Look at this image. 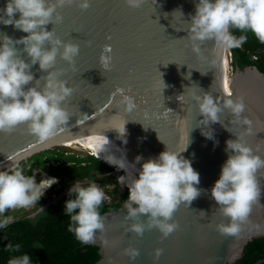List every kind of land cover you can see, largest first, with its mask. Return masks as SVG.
Returning a JSON list of instances; mask_svg holds the SVG:
<instances>
[{"label": "water", "instance_id": "water-1", "mask_svg": "<svg viewBox=\"0 0 264 264\" xmlns=\"http://www.w3.org/2000/svg\"><path fill=\"white\" fill-rule=\"evenodd\" d=\"M81 2L74 0L70 6L58 8L62 22L57 23L54 14L45 28L54 33V39L79 46L73 63L63 61L59 54L48 71H41L37 63L30 69L33 81L25 86V91L31 87L42 91L49 73H57V79L72 89L71 96L60 105L69 119L44 141L31 134L25 124L11 134L0 133V171L73 141L96 151L97 144L87 137L91 134L105 136L146 161L166 150L181 153L199 174L200 183L194 187L202 191L190 205L182 203L174 212L169 223H177L178 229L167 238L156 228H146L142 236H137L129 228L133 223L146 224L148 214H140L137 220L127 219L126 201L118 212L104 216L105 231H97L95 242L89 243L100 248L97 264L237 263L250 242L264 238V175L257 173L260 200L252 205L246 220L239 222L240 231L235 235L217 231V225H227L230 219L220 212L211 189L233 154L226 150L228 140L239 138L264 159V74L248 66L237 68L227 77V47L215 39L195 42L200 51H193L188 37L199 0H144L139 8L129 7L126 0H88L87 10L79 7ZM6 3L0 0V16ZM14 19H19V14ZM26 35L0 22V45L4 36L15 42ZM105 46L111 47L110 54L104 53ZM14 47L19 58L30 63L25 46ZM44 47L50 50L51 45L46 43ZM102 53L111 56L108 69L100 63ZM117 89L133 97V111H126ZM228 93L234 102L243 100L245 110L239 120L223 108ZM205 94H211L221 107L218 122L208 125L201 121L204 117L194 99ZM244 119L250 125L244 124ZM124 124L123 137L119 132ZM140 168L128 170L130 183L138 178ZM67 194L69 191L61 197ZM127 249L138 250L139 255L130 259ZM157 249L161 250L159 258Z\"/></svg>", "mask_w": 264, "mask_h": 264}, {"label": "clouds", "instance_id": "clouds-1", "mask_svg": "<svg viewBox=\"0 0 264 264\" xmlns=\"http://www.w3.org/2000/svg\"><path fill=\"white\" fill-rule=\"evenodd\" d=\"M73 2L74 0H7L0 22L6 26L12 25L28 35L15 42L4 36L3 44L0 45V133L11 134L19 125L25 124L31 134L44 141L58 125L68 121L69 114L60 105L71 96L72 89L57 79V73H49L42 91H38L36 87L25 91V86L34 79L30 72L33 65L38 63L41 71H48L55 65L58 54L68 64H72L74 57L78 55V45L64 44L61 40L54 39L52 31L45 30L52 23L54 14L56 22H62L63 17L57 9L70 6ZM143 3L144 0H126V4L132 8H139ZM89 6L88 0H82L79 4L82 10H87ZM16 14H19V19H14ZM231 27L241 31L249 30L264 43V0H199L195 15L191 17L188 37L193 42V51H200L195 42L208 39H215L229 48L241 47L247 37L232 35L229 31ZM46 43L51 45L50 50L45 49ZM14 44L25 46L24 52L30 57V63L19 58ZM61 47L62 53L59 52ZM111 51L110 46H105L104 53L110 54ZM100 63L108 69L111 56L102 53ZM117 93L122 95L121 103L125 105L126 111L131 112L136 108L133 97L124 95L123 89H117ZM228 97L223 99V108L230 110L239 120L245 110L243 100L241 98L234 102L230 98L231 93H228ZM194 99L204 117L201 120L204 124L218 122L221 107L211 94L195 96ZM243 123L250 125L247 119ZM125 131L124 124L119 135L124 137ZM107 144L109 140L105 136L101 137L96 146L97 158L112 168L116 167L118 171H125L129 163L124 157L108 155L103 158L105 161L101 159L99 154L107 151ZM226 145V150L233 154L222 166L221 175L211 189V196L220 206L222 215L230 219L227 225H217V231L223 235H235L240 231L239 222L246 220L252 205L260 200L261 186L257 173L264 175V159L255 155L239 138L228 140ZM141 159L142 157L137 156L136 163ZM57 182L56 178H48L37 184L35 176H25L18 164L12 169L0 171V215L10 209L28 208L37 204L45 190ZM118 182L125 185V176H120ZM199 183V174L181 153L166 150L158 158L144 162L139 169L138 178L131 184H126L129 196L125 208L127 219L137 220L140 214H148V219L146 224L133 223L129 231L142 236L146 228H156L167 238L179 227L175 222L169 223L174 212L182 203L188 206L201 195L202 190L194 187ZM73 193L76 198L68 200L64 206L65 214L70 215L72 221L68 230L74 232L81 243H94L97 231L104 232L106 229L105 218L98 209L108 197L96 183H90L87 187L72 185L69 195ZM40 211L43 212V209L40 208ZM11 219L8 217L0 222V227H5ZM7 247L11 249L13 246ZM19 247L16 245L15 249L18 250ZM125 252L130 259L139 255L135 249H127ZM155 255L159 258L161 250L157 249ZM30 262V257L23 255L11 259L8 264Z\"/></svg>", "mask_w": 264, "mask_h": 264}, {"label": "trees", "instance_id": "trees-1", "mask_svg": "<svg viewBox=\"0 0 264 264\" xmlns=\"http://www.w3.org/2000/svg\"><path fill=\"white\" fill-rule=\"evenodd\" d=\"M229 31L236 37H247L241 47L229 48L233 72L237 68L255 66L264 74V43L249 30L231 27ZM70 149L57 147L39 153L28 159L26 165L47 171V164H51L48 172L59 180L61 188H70L76 183L87 187L98 175L112 170L109 164L93 155H70L67 151ZM112 179L115 182V178ZM106 193L109 201H104L98 209L102 217L118 212L129 196V191L121 189L117 182L114 183V190L106 189ZM75 198V193L68 195L33 218L28 214L21 215L18 209H10L0 215V222L8 217L14 219L12 223L0 227V264H8L11 259L23 255L30 257V264H97L101 259L100 248L81 243L74 232L68 230L72 221L70 215L65 214L64 206L68 200ZM8 245L13 247L10 249ZM16 245L20 246L18 250ZM261 260H264V238L250 242L242 259L235 264H255Z\"/></svg>", "mask_w": 264, "mask_h": 264}, {"label": "rangeland", "instance_id": "rangeland-1", "mask_svg": "<svg viewBox=\"0 0 264 264\" xmlns=\"http://www.w3.org/2000/svg\"><path fill=\"white\" fill-rule=\"evenodd\" d=\"M227 49L229 51V47H227ZM230 66H231V63H230ZM228 73L229 74L232 73V69L231 68H229V72ZM65 146H69V145H65ZM67 151H68V153L70 155H76V156H80V157L83 156V155H94V156H96V154H95L96 152H94L92 150H87V149L71 148L70 150H67ZM27 161H28V159L19 163L20 164V168L23 170V174L26 173L25 166H26V162ZM120 174H121L120 171H118L116 168H112L111 171H109V172H107L105 174L98 175L94 179V181L92 183H96L98 186H100V188L105 192L106 197H108V195L106 193V189L110 190V191L114 190V183L115 182L118 183V177L121 176ZM112 178H115V182H114V180ZM118 185H119V183H118ZM63 192H65V190H62L61 188H56V189L52 190L51 192H49L43 199L38 201L37 204H35L33 206H30L28 208H24V211L31 212L33 209L38 208L39 206H42L45 203H48V202L52 201L54 198H57V196L61 195ZM12 210H15V209H12Z\"/></svg>", "mask_w": 264, "mask_h": 264}, {"label": "bare ground", "instance_id": "bare-ground-1", "mask_svg": "<svg viewBox=\"0 0 264 264\" xmlns=\"http://www.w3.org/2000/svg\"><path fill=\"white\" fill-rule=\"evenodd\" d=\"M227 47V46H226ZM227 51H228V49H227ZM229 59H230V54H229V51H228V59H227V62H226V67H227V69H226V73H227V77H229V68H230V62H229ZM92 142H94V143H96L97 145L100 143V138L101 137H99V136H96V135H93V134H91V135H89V136H87ZM70 147H75V146H77V147H79V148H81V149H87V150H91V149H89V148H86V147H84V146H82V145H79V144H77L76 142H72L71 144H68ZM65 147H68V146H65ZM105 147L107 148V151L106 152H103V153H100L99 155H100V157H101V159H103V158H106L108 155H113V156H115L116 158H125L126 160H127V162L129 163L128 165H127V167H126V170L125 171H123V170H119L120 172H121V176H125V185H122V186H125V187H127V185L126 184H131L128 180H127V178H126V175H127V172H128V170H130V169H132V168H134V167H141V165L144 163V162H146V159H144V158H142L141 159V161L139 162V163H136V157L137 156H139L137 153H133V152H130V151H128V150H126V149H124V148H122V147H120V146H118V145H116V144H114V143H112V142H110L109 141V144H107V145H105ZM92 151H94V152H96L95 150H92ZM96 154V153H95ZM96 156H97V154H96ZM139 157H141V156H139ZM104 160V159H103ZM105 161V160H104ZM131 164H134L135 166H133V165H131ZM114 167V166H113ZM114 168H116V167H114ZM120 177V176H119ZM118 177V178H119Z\"/></svg>", "mask_w": 264, "mask_h": 264}, {"label": "flooded vegetation", "instance_id": "flooded-vegetation-1", "mask_svg": "<svg viewBox=\"0 0 264 264\" xmlns=\"http://www.w3.org/2000/svg\"><path fill=\"white\" fill-rule=\"evenodd\" d=\"M57 164H53V166H56ZM50 166H52L51 164H47V167H49V169L46 171L42 168H39V167H36L34 169H32V165H26L25 168H26V173L24 174L25 176H35V180H36V183L39 184L40 181L42 179H48V178H55L51 173H49L48 171H50ZM19 167H20V164H19ZM24 169V168H23ZM30 171V173H29ZM58 182L56 184H53L49 189L45 190V193L44 195L41 197V199H43L49 192H51L52 190L56 189V188H61L58 183H59V180L56 179ZM76 184H80L82 186V183H76ZM62 190H65V191H69L70 188H61ZM64 192L61 194L63 195ZM61 195H58L57 198H54L52 201L48 202V203H45L44 205L42 206H39L38 208H35L33 209L31 212H26L24 211V208H16L18 210H20V214L23 215V214H28V217L30 218H33L35 216H37L39 213H41L42 211H40V208L43 209V207L49 205L47 208H45L43 211H45L46 209H48L51 205L53 204H57L59 203L60 201L64 200L69 194L67 195H64L63 197H61ZM40 199V200H41ZM39 200V201H40ZM105 201H109V197L108 199H106ZM14 221V219L12 218L11 219V222H9L8 224L12 223Z\"/></svg>", "mask_w": 264, "mask_h": 264}, {"label": "built area", "instance_id": "built-area-1", "mask_svg": "<svg viewBox=\"0 0 264 264\" xmlns=\"http://www.w3.org/2000/svg\"><path fill=\"white\" fill-rule=\"evenodd\" d=\"M229 54H230V59H231V52H230V50H229ZM230 68L232 69V66H230ZM232 72H233V69H232Z\"/></svg>", "mask_w": 264, "mask_h": 264}]
</instances>
